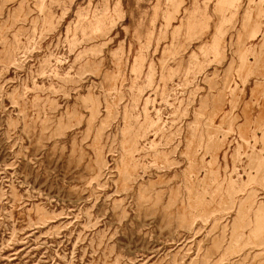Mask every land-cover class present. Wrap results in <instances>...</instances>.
Wrapping results in <instances>:
<instances>
[{
  "label": "rangeland",
  "instance_id": "obj_1",
  "mask_svg": "<svg viewBox=\"0 0 264 264\" xmlns=\"http://www.w3.org/2000/svg\"><path fill=\"white\" fill-rule=\"evenodd\" d=\"M0 264H264V0H0Z\"/></svg>",
  "mask_w": 264,
  "mask_h": 264
}]
</instances>
